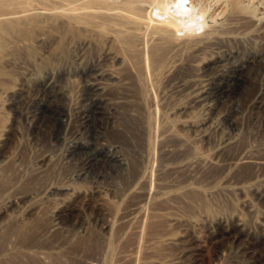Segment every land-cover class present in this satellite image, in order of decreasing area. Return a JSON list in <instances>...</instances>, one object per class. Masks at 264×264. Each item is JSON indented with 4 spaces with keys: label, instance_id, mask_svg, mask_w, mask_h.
I'll use <instances>...</instances> for the list:
<instances>
[{
    "label": "rangeland",
    "instance_id": "1",
    "mask_svg": "<svg viewBox=\"0 0 264 264\" xmlns=\"http://www.w3.org/2000/svg\"><path fill=\"white\" fill-rule=\"evenodd\" d=\"M167 1L0 0V264H264V0Z\"/></svg>",
    "mask_w": 264,
    "mask_h": 264
},
{
    "label": "bare ground",
    "instance_id": "2",
    "mask_svg": "<svg viewBox=\"0 0 264 264\" xmlns=\"http://www.w3.org/2000/svg\"><path fill=\"white\" fill-rule=\"evenodd\" d=\"M179 2H174V1H172V0H168L166 3H165V5L164 6H168V7H170L169 8V10H172L173 9V7H174V13L175 14H172L171 15V12L169 13H166L164 16L165 17H168V19L170 20V19H174L175 18V16H179L180 14H181V11H180V8L182 7V4L181 3H179ZM185 4H187L188 5V2H184ZM173 6V7H172ZM156 10H155V13H156V15H160V16H162L163 15V12L160 10H158L157 8H155ZM73 10V12H72V14H71V16H70V19H73V20H76L77 18H80V17H82V15H85V14H76V12H75V10L74 9H72ZM157 11H158V13H157ZM83 13V12H82ZM88 15H92L93 14V12H91V11H89V12H86ZM44 95V94H43ZM42 112V111H41ZM41 114V113H40ZM82 118V117H81ZM86 120V119H85ZM92 160V159H91Z\"/></svg>",
    "mask_w": 264,
    "mask_h": 264
}]
</instances>
